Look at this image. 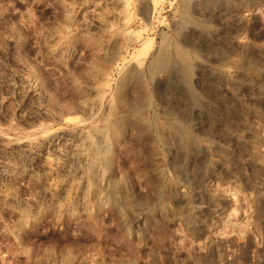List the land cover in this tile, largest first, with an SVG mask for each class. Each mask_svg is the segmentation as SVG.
<instances>
[{"label":"rangeland","instance_id":"rangeland-1","mask_svg":"<svg viewBox=\"0 0 264 264\" xmlns=\"http://www.w3.org/2000/svg\"><path fill=\"white\" fill-rule=\"evenodd\" d=\"M0 264H264V0H0Z\"/></svg>","mask_w":264,"mask_h":264}]
</instances>
